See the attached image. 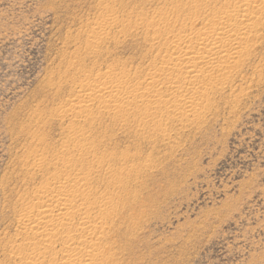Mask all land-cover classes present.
<instances>
[{
  "label": "rangeland",
  "instance_id": "obj_1",
  "mask_svg": "<svg viewBox=\"0 0 264 264\" xmlns=\"http://www.w3.org/2000/svg\"><path fill=\"white\" fill-rule=\"evenodd\" d=\"M180 1L0 0V264H24L20 209L54 157L79 153L85 137L104 160L95 186L119 208L107 264H264V13L240 73L204 115L149 122L98 103L89 120L65 113L81 81L98 83L99 73L146 79L163 60L146 26L186 20ZM104 20L114 26L99 31ZM35 154L50 167L37 169ZM109 168L127 188L108 184Z\"/></svg>",
  "mask_w": 264,
  "mask_h": 264
},
{
  "label": "bare ground",
  "instance_id": "obj_2",
  "mask_svg": "<svg viewBox=\"0 0 264 264\" xmlns=\"http://www.w3.org/2000/svg\"><path fill=\"white\" fill-rule=\"evenodd\" d=\"M187 1L189 2L186 3L185 0L183 3L181 0L175 6L178 11L184 10L188 17L186 20L177 19L167 23L161 18H154L146 26L148 31L151 29L153 32L152 48L163 55L161 62L149 67L150 71L147 68L149 72L146 79L131 80L125 78L124 73V76L115 80L111 69V74L96 73L98 83L89 81L91 78L87 79L89 82L81 81L82 90L86 92H77L76 98L65 108V113H76L89 120L92 118V108L98 103L106 110L114 108V113L128 116L136 109L149 122H155L157 116L163 115L171 121L180 122L204 115L202 113L208 105H213L209 104L213 97L221 94L244 66L250 41L258 35V25L264 13V0H225L221 5L217 0ZM187 21L191 23L188 24ZM199 22H202L201 27H198ZM112 25L113 22L104 20L97 24L96 29L105 30ZM95 37L98 41L102 39L101 36ZM140 105L148 106L147 110H144L145 107L140 108ZM72 138L70 139L74 141ZM87 140L85 137V144L79 147V153L72 154L66 147L69 152L61 150L57 155V150V157H54L57 159V167L54 171L50 169L52 172L48 171L51 175L44 187L34 189V198H30L31 201L26 203L28 205L25 208L21 207L19 222L24 228V239L29 240L24 249L30 251L28 254L25 252L27 255H24V264H107L109 261L110 249L105 247V243L111 237L109 230L117 220H114V216L116 217L119 208L114 205L112 197L98 191L95 186L97 178H100L97 172L103 168L104 160L100 157L97 159L96 152L91 153L92 151L85 149ZM78 141L81 144V140ZM36 156L35 154L34 158ZM39 158H35L40 161L34 164L37 169H42L44 158ZM45 158L48 164L49 159ZM60 164L63 168H60ZM109 169L111 177L110 180L107 179L108 184L127 188L122 183L124 172ZM122 191L120 192L128 193L126 189ZM116 226H119L118 223ZM116 226L114 227L118 230ZM17 242L16 239L15 243ZM58 244L64 245V249L56 250ZM48 256L51 260L47 259Z\"/></svg>",
  "mask_w": 264,
  "mask_h": 264
}]
</instances>
